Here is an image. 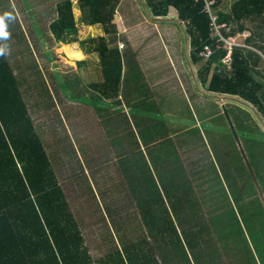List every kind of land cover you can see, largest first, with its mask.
<instances>
[{"label": "rangeland", "instance_id": "obj_1", "mask_svg": "<svg viewBox=\"0 0 264 264\" xmlns=\"http://www.w3.org/2000/svg\"><path fill=\"white\" fill-rule=\"evenodd\" d=\"M235 1L223 0L219 10L228 11ZM135 2L139 21L152 17L145 4ZM56 5L55 0H0V40L95 264H242L234 251H245L243 236L257 264H262L256 245L264 243V236L255 242L252 234L264 235L263 187L252 181L253 172L227 125L232 123L251 169L256 170L248 146L251 142L237 129L245 127L264 134V117L237 98L219 100L194 87L196 96L191 99L197 101V113L199 98L212 100L207 110L213 119L203 124L209 134L202 143L198 139L187 141L186 154L181 152V144L187 133L179 137L165 133L160 140L157 135L146 138L128 133L130 125L151 133V125L158 126L166 118L157 110L155 123L151 113L142 124L135 118L132 122L126 119L117 124L124 135L115 134L114 116L108 120L105 107V111L99 110L104 104L102 90L89 88L83 74L84 69H98L99 57L94 56L95 63L89 66V60L82 59L85 53L79 43L76 48L80 50H76L55 39L50 19L56 17ZM124 12L127 15L130 10ZM155 24L159 26L154 38L157 42H153L157 46L151 50L158 52L160 44L163 72L145 74L140 68L134 75L127 74L126 83L146 89L150 79L174 81L173 71L183 70L185 79L195 85L198 66L191 63L193 70L189 67L190 41L176 10L171 9L164 21ZM145 27L142 21L136 26L140 31ZM96 33L106 36L101 26L82 30L81 37H99ZM249 36L248 30L238 34L237 42L247 45ZM122 41L128 44L125 38ZM246 48L253 50L248 45ZM258 69L264 82V61ZM188 102L190 99H181L178 105L187 108L189 120L183 119L184 124L192 122ZM105 112L106 118L98 121ZM66 119L77 122L71 124ZM177 125L181 126L179 121ZM192 129L189 134L196 138L198 129ZM257 146L264 158V143ZM210 250L217 252L215 259L207 254ZM243 257L247 264H255L247 253Z\"/></svg>", "mask_w": 264, "mask_h": 264}, {"label": "trees", "instance_id": "obj_2", "mask_svg": "<svg viewBox=\"0 0 264 264\" xmlns=\"http://www.w3.org/2000/svg\"><path fill=\"white\" fill-rule=\"evenodd\" d=\"M74 1L86 26L100 25L106 36H115L114 21L121 0ZM142 1L154 19H165L171 9L176 10L190 41V62L198 66L197 78L204 90L237 98L264 117V82L259 79L263 74L258 69L264 61V0H236L228 11L219 10L223 0H214L213 12L225 38L250 31L245 43L253 50L235 47L230 69L222 64L227 51L216 47L205 0ZM57 13L50 26L55 39L66 45L79 43L85 53H97L106 77L102 87L117 89L123 62L119 48L111 46L114 40L102 36L80 41L73 0L60 1ZM207 45L214 54L204 61L199 54ZM227 126L231 128L229 123ZM237 131L251 142L248 146L256 170L252 169L250 177L264 192V158L256 150L257 144L264 143V134L247 131L245 127ZM41 138L0 40V264H95ZM262 207L264 210V203ZM252 236L256 242L264 235L253 232ZM243 237L245 251H234L235 256L247 264L243 257L247 253L257 264L247 238ZM256 248L264 264V243ZM216 253L210 250L207 254L215 259Z\"/></svg>", "mask_w": 264, "mask_h": 264}, {"label": "crops", "instance_id": "obj_3", "mask_svg": "<svg viewBox=\"0 0 264 264\" xmlns=\"http://www.w3.org/2000/svg\"><path fill=\"white\" fill-rule=\"evenodd\" d=\"M140 1L143 4H145L144 1L142 0ZM55 3L57 4L55 6L57 8L58 0H55ZM136 3L137 2H135V0H121V3L117 10L116 18L114 21L116 25L115 31L117 33H115V36L113 38H111L108 35L106 36L107 39L111 38L114 40V43L111 46L118 47L121 53V56H122V62H123L122 74H121V80H120V83L117 89L115 87L113 88L112 86H110L109 90H107L108 86H106V88L104 86L102 87L103 84L105 85L106 77H105L101 62L98 63L99 65L97 64V67H98V69L96 68L97 70L92 69V67H90L87 70L84 69L83 74L86 78L87 85L89 88L91 87L96 88V86H98L102 90L103 94L101 96L104 97L102 99L104 104H102L99 107V110L105 111L106 109L109 112L108 120H111L113 118L112 116H114L115 119L112 122L114 123L113 125H114L115 134H118L121 136L124 135L123 134L124 129L121 126H117V124L121 125L126 119L127 120L131 119L129 120V122L130 121L132 122V119L135 118L137 122L142 124L145 121V119L143 118H145V116L151 113V118L155 123L154 110H157L158 112H161L162 115H165L166 118L161 124L159 123L158 126L157 124L151 125V133L139 131L137 127L136 129L132 125H130L131 130H129L128 133L143 135L146 138H151L153 135L154 136L157 135L159 137L157 140H160L161 138H163L165 133L170 134V132H173V135L171 134V136H174V137L181 136V133L182 135L187 133L186 136H183V140L181 144L182 145L181 148H183V151L181 152L186 154L187 141L189 142L190 139H194V140L198 139L200 143H202V139L206 138L205 134H209V131L207 132L203 128V124L204 122H209L213 119V115H210L207 110L208 109L207 103L213 104V101L212 100L203 101L202 98H199L198 106L200 109V113H197L195 103H194V101L196 103L197 101L191 99V97H193V95L196 96L194 94V87L199 88L200 91L203 88L200 83L197 84L198 78L195 75L193 77V79L195 80V85H194V82H192L191 84V82L187 81V79H185V76H184L185 72L183 70L182 72H179L177 70L173 71L172 74H174L175 79H176L174 81H172L173 79L171 78L165 79V81L162 79H159V80L150 79V83L147 84V86L145 87L146 89H141V86H136V85L126 83L127 74L129 73L131 75H134V73L138 72L140 68L144 69L143 72H145V74L160 75L163 72V65L161 63L162 59H161L160 44H159L158 52H154L151 49H155L157 46L156 44H154L157 42V40L154 38L157 35L156 29L159 26L155 24V22H161V21H164V19L162 18L154 19L150 17V14H147V16L150 17L148 18L149 21L148 20L145 21L143 19L141 20L144 24H146V27L142 29L141 31L137 30L136 26H138V23L141 21H139L137 17H135L136 9L138 10ZM126 10H130V13H128L127 15L124 14L125 13L124 11ZM73 12H74L76 25L78 28V39L80 41L84 40L81 37L82 30L89 31L91 27H101L100 25L86 26L82 21V12L77 4V1H74V0H73ZM57 17H58V13L56 12V17L50 19V24ZM159 33L162 34V36L165 35L161 32ZM96 34L99 35L100 33H96ZM169 34L170 33H168L167 36H169ZM99 37H102V36L99 35ZM90 38H94V37L91 36ZM123 38L127 40L128 44L127 43L125 44L124 41H122ZM150 39H152L151 45H153L151 46V48L149 47L150 45L148 43ZM77 44L78 43H72L70 45L76 48L78 47ZM56 47L59 48L61 46L56 45ZM76 50H80V49L76 48ZM157 53H159L158 54L159 58L157 56ZM81 55H82V59L84 58V59L89 60L87 62L88 63L87 65L89 66L95 63L93 59L94 56L95 58L96 56L99 57L97 53H91V54L85 53ZM75 56L78 57L79 54ZM159 60H160V63L158 62ZM188 62H189L190 69L193 70L190 60ZM53 63L54 61H52L51 64ZM77 69H79V67H76L75 70ZM96 76H97V80L95 79ZM168 82H169V85L164 86ZM181 99L184 101H188V99H190L191 104L188 102L189 111L192 112L191 113L192 122L190 124H184L183 122V119L189 120V115L187 114L186 106L179 108L178 105L180 104L179 101ZM148 104H150V108ZM102 106H104L105 109ZM140 108H144V109L140 112L139 111ZM85 113L86 111L83 112V114ZM106 114L107 112H105V116L98 119V121L106 118ZM217 115L218 116L216 117H219V114ZM66 120L70 121L71 124L73 122L75 123L77 122V121H71L70 119H66ZM175 120L177 121L174 122ZM178 121L181 124V126L177 125ZM148 125L149 124H145V126H148ZM192 128L198 129V134H196V138H193L189 134L193 130ZM143 129L146 130V128H143ZM72 131L73 129L71 130V132ZM160 133H162V135ZM120 145H122L123 147L124 144L120 142ZM110 148H112V146H110ZM119 149H121L120 146H119Z\"/></svg>", "mask_w": 264, "mask_h": 264}, {"label": "built area", "instance_id": "obj_4", "mask_svg": "<svg viewBox=\"0 0 264 264\" xmlns=\"http://www.w3.org/2000/svg\"><path fill=\"white\" fill-rule=\"evenodd\" d=\"M205 2H206L205 10L210 16L212 31H213L214 36L217 38L216 39V42H217L216 47L218 49L223 48L227 51L226 56L222 60V64L225 67H227L228 69H230L231 68V60H232V52H233L234 48L235 47H245L246 48L247 46L238 43L236 36L225 38L222 35V32L220 30V26L218 25V22H217V16L213 12L214 0H205ZM213 54H214V50L210 46L207 45L200 52L199 56L204 61H207L213 56Z\"/></svg>", "mask_w": 264, "mask_h": 264}, {"label": "water", "instance_id": "obj_5", "mask_svg": "<svg viewBox=\"0 0 264 264\" xmlns=\"http://www.w3.org/2000/svg\"><path fill=\"white\" fill-rule=\"evenodd\" d=\"M186 37H187V36H186ZM216 97H217L219 100H222L223 98H226L227 96H217V95H216ZM226 99H227V98H226ZM231 99H233V98H231ZM225 114H226V116H227V118H228V120H229V122H230V118L228 117L227 112H225ZM229 124H230L231 129H232V132H233V134H234V136H235V139L237 140V142H238V144H239L240 151L242 152V154H243V156H244V158H245V161H246V163H247L248 166H249V169L252 170L251 167H250V165H249V163H248V160H247V158H246V154H245V152H244V150H243V147H242V145H241V143H240V140H239V137H238V135H237V132H236V130L234 129V127L232 126V123L230 122ZM251 173H252V171H251ZM252 174H253V173H252ZM253 176H254V175H253ZM262 198H263V197H262Z\"/></svg>", "mask_w": 264, "mask_h": 264}]
</instances>
